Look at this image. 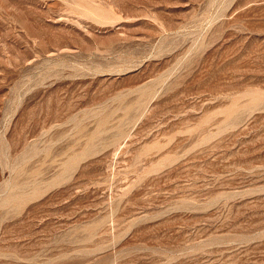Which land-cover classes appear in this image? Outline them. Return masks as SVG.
Segmentation results:
<instances>
[{
	"label": "rangeland",
	"instance_id": "1",
	"mask_svg": "<svg viewBox=\"0 0 264 264\" xmlns=\"http://www.w3.org/2000/svg\"><path fill=\"white\" fill-rule=\"evenodd\" d=\"M0 264H264V0H0Z\"/></svg>",
	"mask_w": 264,
	"mask_h": 264
}]
</instances>
